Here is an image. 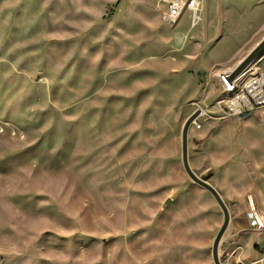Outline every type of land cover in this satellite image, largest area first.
<instances>
[{
    "label": "rangeland",
    "instance_id": "obj_1",
    "mask_svg": "<svg viewBox=\"0 0 264 264\" xmlns=\"http://www.w3.org/2000/svg\"><path fill=\"white\" fill-rule=\"evenodd\" d=\"M145 4L163 27L138 28L137 0H0V264H166L186 242L185 220L160 219L167 198L195 194L181 136L199 95L183 106L177 92L209 89L215 103L221 91L217 76L163 73L158 30L190 18L174 28L163 0ZM239 7L203 61L261 37L264 10ZM251 231L256 256L229 229L223 263L264 264V232Z\"/></svg>",
    "mask_w": 264,
    "mask_h": 264
},
{
    "label": "crops",
    "instance_id": "obj_2",
    "mask_svg": "<svg viewBox=\"0 0 264 264\" xmlns=\"http://www.w3.org/2000/svg\"><path fill=\"white\" fill-rule=\"evenodd\" d=\"M137 2L141 9L138 18L139 29L144 31L150 23L163 27V22L158 15L156 22L146 17L147 11L152 9L146 6L145 0H137ZM221 3L224 8V17L223 22L218 24L220 20H213L212 14L218 11ZM236 6L250 11L251 16L255 17L264 10V0H201L196 19L191 10L187 9L184 12L190 18V24L184 31L173 36L165 35L167 32L159 29L162 48L158 57L169 68L163 73L206 74L211 79L216 76L218 70L235 66L243 59L264 37V32L251 47L243 52L238 54L227 52L211 62L203 61L201 58L203 46L211 42L217 44L222 40V36L218 37L219 31L224 30L229 17L235 14ZM183 14L173 25L174 28L181 26ZM211 25L215 26L213 30ZM196 60L197 69H194L193 62ZM263 63L264 58L260 63V70L264 72ZM186 89L184 88L183 91L180 89L177 92L179 105L190 104L194 100L192 97L199 95L196 99L197 103L209 110L213 109V103L207 92L209 89L206 91L203 88L201 91L198 88L194 91L193 88ZM188 151L193 170L208 180L225 200L230 212L227 230L230 229V234L237 237L236 247H241L246 250V254L255 257L253 246L260 243L251 240L253 231L250 228L248 196L251 195L255 205L264 211V108L224 121L206 120L202 128L189 131ZM185 191L195 194L183 195L177 200L167 198L162 217H160L161 221L171 215L174 219L185 220L180 227L186 229L187 235L183 245L171 246L170 254L167 255L170 260L166 264H214L212 246L223 222V212L213 195L199 184L194 182ZM173 213H176L175 217ZM227 230L221 239L220 249L227 246V240L224 238ZM244 250L240 259L246 255Z\"/></svg>",
    "mask_w": 264,
    "mask_h": 264
},
{
    "label": "built area",
    "instance_id": "obj_3",
    "mask_svg": "<svg viewBox=\"0 0 264 264\" xmlns=\"http://www.w3.org/2000/svg\"><path fill=\"white\" fill-rule=\"evenodd\" d=\"M163 5L166 9L162 14V20L169 25H175L187 9L193 12L196 19L201 0H163ZM263 58L251 63L233 79H229V76L234 66L217 71L216 90L220 89V95L213 103L212 110L195 103L196 108L201 110L199 117L193 122L195 128H202L200 117L224 121L264 108V72L260 70ZM248 200L250 228L254 231H264V211L255 205L251 195L248 196Z\"/></svg>",
    "mask_w": 264,
    "mask_h": 264
},
{
    "label": "water",
    "instance_id": "obj_4",
    "mask_svg": "<svg viewBox=\"0 0 264 264\" xmlns=\"http://www.w3.org/2000/svg\"><path fill=\"white\" fill-rule=\"evenodd\" d=\"M264 52V37L244 56L243 59H241L233 68V72L229 76V79L235 78L237 75L242 73L251 63L258 61L260 58V55ZM201 113L200 108H196L190 116L187 118V120L184 123L183 129H182V136H181V157H182V163L185 172L189 176L191 180H193L195 183L199 184L206 190H208L213 197L215 198L216 202L220 206L224 218L223 222L221 224V227L219 228L214 242L212 246V255L214 264H246L242 260H238L232 263H223L220 258V242L223 238V235L225 231L228 228V225L230 223V212L229 208L219 193V191L206 179L199 176L192 168L189 160V151H188V136L189 131L191 129V126L193 125V122L199 117Z\"/></svg>",
    "mask_w": 264,
    "mask_h": 264
},
{
    "label": "bare ground",
    "instance_id": "obj_5",
    "mask_svg": "<svg viewBox=\"0 0 264 264\" xmlns=\"http://www.w3.org/2000/svg\"><path fill=\"white\" fill-rule=\"evenodd\" d=\"M126 6V5H125Z\"/></svg>",
    "mask_w": 264,
    "mask_h": 264
}]
</instances>
